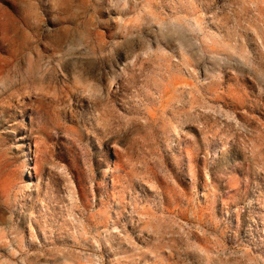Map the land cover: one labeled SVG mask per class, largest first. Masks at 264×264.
Instances as JSON below:
<instances>
[{
	"label": "rangeland",
	"instance_id": "374dc122",
	"mask_svg": "<svg viewBox=\"0 0 264 264\" xmlns=\"http://www.w3.org/2000/svg\"><path fill=\"white\" fill-rule=\"evenodd\" d=\"M0 264H264V0H0Z\"/></svg>",
	"mask_w": 264,
	"mask_h": 264
},
{
	"label": "snow or ice",
	"instance_id": "6c2138e0",
	"mask_svg": "<svg viewBox=\"0 0 264 264\" xmlns=\"http://www.w3.org/2000/svg\"><path fill=\"white\" fill-rule=\"evenodd\" d=\"M41 2H42V4H45V5L47 4V0H41ZM201 6H202V7L204 6L203 3H202ZM114 14H115V13H114Z\"/></svg>",
	"mask_w": 264,
	"mask_h": 264
},
{
	"label": "bare ground",
	"instance_id": "6f19581e",
	"mask_svg": "<svg viewBox=\"0 0 264 264\" xmlns=\"http://www.w3.org/2000/svg\"><path fill=\"white\" fill-rule=\"evenodd\" d=\"M14 58V57H13ZM10 61V60H9ZM13 61H14V59H12V61H10V63H9V65L8 66H10V65H12V64H14L13 63ZM17 61V60H16ZM15 62V61H14ZM4 72V71H3ZM2 73V72H1Z\"/></svg>",
	"mask_w": 264,
	"mask_h": 264
}]
</instances>
